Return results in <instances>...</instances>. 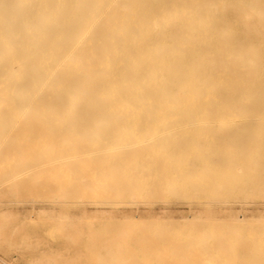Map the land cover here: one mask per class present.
<instances>
[{
  "label": "rangeland",
  "instance_id": "1",
  "mask_svg": "<svg viewBox=\"0 0 264 264\" xmlns=\"http://www.w3.org/2000/svg\"><path fill=\"white\" fill-rule=\"evenodd\" d=\"M211 263L264 264V0H0V264Z\"/></svg>",
  "mask_w": 264,
  "mask_h": 264
},
{
  "label": "bare ground",
  "instance_id": "2",
  "mask_svg": "<svg viewBox=\"0 0 264 264\" xmlns=\"http://www.w3.org/2000/svg\"><path fill=\"white\" fill-rule=\"evenodd\" d=\"M222 2H223V1H222ZM233 3H234V2H233ZM236 3H237V2H236ZM236 3H235V4H236ZM255 4H256V2H255ZM221 5H222V4H221ZM211 6H212V5H211ZM14 10H15V8H14ZM231 10H232V9H231ZM232 12H233V10H232ZM162 13H163V12H162ZM164 13H165V12H164ZM232 14H233V13H232ZM55 15H56V14H55ZM79 15H80V14H79ZM225 16H226V15H225ZM85 18H86V17H85ZM180 18H181V17H180ZM234 19H235V18H234ZM238 19H239V18H238ZM93 21H94V20H93ZM95 21H96V20H95ZM95 21H94V22H95ZM213 21H214V20H213ZM233 21H234V20H233ZM233 21H232V22H233ZM238 21H239V20H238ZM229 22H230V21H229ZM135 23H136V22H135ZM166 23H167V22H166ZM220 23H221V22H220ZM222 23H223V22H222ZM164 25H165V24H164ZM232 25H233V24H232ZM232 25H231V26H232ZM154 26H155V25H154ZM242 26H243V23H242ZM233 27H234V26H233ZM220 28H221V27H220ZM237 28H238V27H237ZM89 29H90V28H89ZM173 29H174V28H173ZM245 29H246V28H245ZM32 30H33V29H32ZM126 31H127V30H126ZM241 31H242V30H241ZM221 33H222V32H221ZM254 33H255V32H254ZM86 35H87V34H86ZM151 35H152V34H151ZM154 35H155V34H154ZM79 38H80V37H79ZM172 41H173V40H172ZM70 43H71V42H70ZM76 45H77V44H76ZM76 45H75V46H76ZM86 46H87V45H86ZM106 47H107V46H106ZM32 48H33V47H32ZM32 48H31V49H32ZM75 48H76V47H75ZM33 49H34V48H33ZM116 49H117V48H116ZM71 52H72V51H71ZM71 52H70V53H71ZM116 54H117V53H116ZM106 55H107V54H106ZM38 57H39V56H38ZM67 57H68V56H67ZM67 57H66V58H67ZM138 57H139V56H138ZM98 58H99V56H98ZM91 60H92V59H91ZM94 60H95V59H94ZM53 62H54V61H53ZM77 62H78V61H77ZM59 64H60V63H59ZM210 64H211V63H210ZM75 65H76V64H75ZM79 65H80V64H79ZM47 66H48V65H47ZM71 66H72V65H71ZM57 67H58V66H57ZM80 67H81V66H80ZM103 67H104V66H103ZM55 69H57V68H55ZM209 70H210V68H209ZM48 71H49V70H48ZM84 75H85V73H84ZM51 76H52V75H51ZM246 77H247V76H246ZM246 77H245V78H246ZM182 78H183V77H182ZM47 80H48V79H47ZM193 80H194V79H193ZM42 87H43V86H42ZM194 87H195V86H194ZM218 87H219V86H218ZM39 90H40V89H39ZM40 91H41V90H40ZM42 93H43V92H42ZM35 94H36V93H35ZM120 96H121V95H120ZM253 96H254V95H253ZM241 97H242V96H241ZM241 97H240V98H241ZM62 98H63V96H62ZM64 98H65V97H64ZM236 99H237V98H236ZM252 99H253V98H252ZM252 99H251V100H252ZM254 99H256V98H254ZM251 100H250V101H251ZM58 101H59V100H58ZM109 101H110V100H109ZM231 101L233 102L232 98H231ZM239 101H240V100H239ZM239 101H238V103H239ZM53 102H54V101H53ZM232 102H230V103H232ZM234 102H235V101H234ZM236 102H237V101H236ZM236 102H235V103H236ZM245 102H246V101H245ZM248 102H249V101H248ZM65 103H66V102H65ZM68 103H69V102H68ZM228 103H229V102H228ZM238 103H237V104H238ZM250 103H251V102H250ZM233 104H234V103H232V105H233ZM239 104H240V103H239ZM15 105H16V104H15ZM246 105H247V104H246ZM250 105H251V107H252V104H250ZM16 106H17V105H16ZM229 106H230V105H229ZM233 106H234V105H233ZM243 106H244V105H243ZM69 107H70V106H69ZM236 107H237V105H236ZM245 107H246V106H245ZM244 109H245V108H244ZM250 109H251V108H250ZM197 110H198V109H197ZM233 110H234V108H233ZM242 110H243V109H242ZM251 110H252V109H251ZM254 110H255V109H254ZM59 111H60V110H59ZM51 113H52V112H51ZM239 113H240V112H239ZM245 113H246V112H245ZM247 113H248V112H247ZM247 113H246V114H247ZM22 114H23V113H22ZM100 114H101V113H100ZM249 114H250V113H249ZM109 115H110V114H109ZM244 115H245V114H244ZM243 117H244V116H243ZM251 119H252V118H251ZM252 120H253V119H252ZM252 120H251V121H252ZM211 121H212V120H211ZM239 121H241V120H239ZM243 121H244V120H243ZM241 122H242V121H241ZM99 123H100V121H99ZM182 147H183V146H182ZM180 149H181V148H180ZM55 202H56V201H55ZM65 202H66V201H65ZM72 202H73V201H72ZM93 202L98 203V201H93ZM117 202H118V201H117ZM100 203H101V201H100ZM92 205H93V203H92ZM96 205H97V204H96ZM94 206H95V205H94ZM32 207H33V206H32ZM90 207H91V205H90ZM113 207H115V205H113L112 208H113ZM119 207H120V206H119ZM86 208H87V207H86ZM94 208H95V207H94ZM1 209H4V208H1ZM32 211H33V210H32ZM80 212H81V211H80ZM60 217L62 218V216H60ZM61 218H60V220H61ZM53 219H56V218H53ZM72 219H73V218H72ZM69 220H70V218H69ZM53 221H54V220H53ZM55 221H56V220H55ZM63 221H64V220H63ZM74 221H75V220H74ZM207 250H208V249H207ZM208 260H209V259H208ZM211 264H212V263H211Z\"/></svg>",
  "mask_w": 264,
  "mask_h": 264
}]
</instances>
